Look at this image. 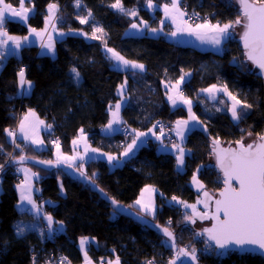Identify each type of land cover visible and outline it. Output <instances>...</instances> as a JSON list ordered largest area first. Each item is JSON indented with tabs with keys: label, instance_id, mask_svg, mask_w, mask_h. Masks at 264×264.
<instances>
[{
	"label": "trees",
	"instance_id": "obj_1",
	"mask_svg": "<svg viewBox=\"0 0 264 264\" xmlns=\"http://www.w3.org/2000/svg\"><path fill=\"white\" fill-rule=\"evenodd\" d=\"M6 2L20 6V0ZM115 2L80 0V6H77V0H27L26 5L34 10L28 23L6 21L4 29L10 35L24 37L30 28L43 29L49 4H57L60 10L56 27L65 36L56 42L55 57L40 56L37 46H29L22 50L19 58L10 56L7 59L0 75V161H4L13 149L16 158L25 155L57 160L55 138L61 141L60 154H71L72 142L81 131L89 134L94 146L101 147L100 130L109 123L110 108L118 102V90L126 81L128 103L122 116L133 133L159 123L172 130L178 120L187 117V112L183 108L171 109L162 84L177 82L192 73L183 91L196 102L194 109L205 129L194 130L188 137L185 148L190 150V155L185 172L176 170L173 153L160 152L159 144L153 141L143 146L130 161L114 169L105 161H89L79 168L109 196L133 209H136L134 203L142 190L147 186L155 187L158 209L151 218L170 228L176 234L177 244L173 246L154 232L117 215L80 181L72 180L60 171L45 172L36 168L43 175L37 182L41 190L37 201L57 223L64 224L65 229L50 236L45 233L44 225L36 222L33 230L24 227L23 235H17L18 224L21 221L33 223V219L18 213L15 185L19 182L4 173L0 197V264H33L42 256L58 254L64 255L72 264H81L84 261L82 239L94 241L85 251L96 263L104 258L110 261L119 257L122 264H148L149 261L168 264V258L173 259L174 247L188 246L191 251L203 242L196 239L195 229L179 226L193 213L176 202L199 203L201 194L191 187L195 172L200 169L199 178L206 190L218 192L223 187L214 168L211 139L234 144L249 133L255 137L264 133V80L246 61L237 37L226 43L222 54H215L181 46L163 36H128L132 25L141 21L150 28L157 27L160 14L152 16L147 9L149 0H121L126 10H136L137 16L133 20L111 7ZM151 3L162 5L167 0H151ZM78 7L88 11V15L90 13V22H80ZM181 7L188 16L210 17L212 23L225 24L242 16L237 0H181ZM95 23L101 26L102 32L92 33ZM93 35L97 38L93 39ZM108 48L130 62L142 64L144 71L116 68ZM21 69L27 71L28 81L34 84L33 93L28 97L18 93ZM72 69L79 73L78 78ZM213 85L226 86L242 103L238 123L221 109L223 102L211 104L199 95L201 90ZM244 104L251 107L246 108ZM28 109L36 110L48 122L55 121V135L46 133L51 146L49 151L36 153L19 138L13 148L8 132L17 128L16 114L21 112L23 115ZM118 140L119 134L112 142L113 153L122 149L117 146ZM202 224L200 222L199 226ZM16 244L21 245L20 255L8 262L11 248ZM197 256L199 264H264V259L257 255L230 254L216 258L198 251Z\"/></svg>",
	"mask_w": 264,
	"mask_h": 264
},
{
	"label": "crops",
	"instance_id": "obj_2",
	"mask_svg": "<svg viewBox=\"0 0 264 264\" xmlns=\"http://www.w3.org/2000/svg\"><path fill=\"white\" fill-rule=\"evenodd\" d=\"M26 2H27V0H25L24 6L28 9H30V11L27 13L28 18L26 21L21 20L19 17H12V16H9L7 20H12V21H16V22H19L22 24H27L30 17L34 13V10H33V8L28 7L26 5ZM170 3H171V0H167V3L162 4V5L151 3V7L148 4L147 9L152 14V16H155L157 13L160 14V16L158 18V26L154 27V28H150L147 23L141 21L140 23L136 24L137 25L136 28L131 27V29L128 31V36H142L144 34L149 35V33L152 29H157L158 31H155L154 36H151V35H149V36H151V37L163 36L168 41L179 44L181 46L196 48V49H199V50L204 51V52H212L215 54H222L224 51L226 43L231 38H234L235 34L238 32V28H237V30L235 29L236 27L231 28L229 30L227 37L222 39L221 43L219 45H214L211 42H201V40L197 39L196 35L189 34V32H187V31L178 32L175 36H173V35H171V33L176 31V25L173 23L171 15L166 16L165 10H164L165 5L166 4L170 5ZM55 5H56V8L52 10V13H53L52 20L47 22L43 29L36 30L37 32L41 33V36H37L35 33H31L29 31V34L24 36V37H28L27 40H24L23 39L24 37L17 36V37L21 38V46L19 49H16L13 47L12 41H8L6 48L0 49V52H3V56L0 57V75H1V72L3 70V67H4L7 59L10 56H15V57L19 58L21 56L22 50L25 47L37 46L39 48V55L40 56H50V57L56 56V42H57V40L62 39L65 36V33L56 27V19H57L60 7L57 4H55ZM13 8L20 10V6L19 7L13 6ZM178 8L181 12H184V10L181 7V0H178ZM49 14H50V10L48 7L47 8V18L49 16ZM47 18H46V20H47ZM182 19L186 20L185 15L182 17ZM198 24H200V23H198ZM215 24H217V23H215ZM189 25L194 28L196 24H190L189 23ZM220 25L222 26L223 24H220ZM238 27H240V26L238 25ZM241 29H242V27H241ZM4 31H6V30L4 29ZM241 32H242V30L239 32V34L236 37H239L241 35ZM10 36H14V35H10ZM49 36H51V38H52L51 41H49V39H48ZM49 43H51L53 46L51 50L45 46V45H48ZM128 69L144 71V69L141 70L139 68H133L131 63L128 66H125V68H124V70H128ZM21 70L24 71L26 83L21 85L20 77H19L20 72H19L18 73V93L21 97H28V96H31V94L33 93L34 84L32 82L28 81L27 71L25 69H21ZM191 77H192V73H187L183 77V80H181V79L179 80V85H178L179 90L183 93L184 98L191 102L190 105L184 103L181 99L178 98V93L176 90V85H177L178 81L174 82V83H165L164 82L162 84L164 94H165V99H166L167 103L169 104V106L171 107V109L176 110L179 108H183L187 112V117L185 119L178 120L181 123L178 125V123H177L178 121H177L175 126L172 129V133H173V136L175 139L174 145H169V144L164 143L163 139L161 138V135L159 134L157 126H152V127L148 128L147 130L138 131V132L145 133L146 135L137 137L138 132H135L134 138L126 145V147L122 148L117 153L118 158L114 159L113 160L114 162L113 161L109 162V160H108L109 155L116 158V155H114L115 153H113L111 151V150H113V143L112 142L114 141V139L119 134L121 121L123 120L122 112L128 103V96L126 95L127 90H128V82L126 81L123 84V86H124L123 87V94L122 95L119 94L118 102L113 104L110 108V121H111L112 120L111 111L115 110V105L117 103L121 104V108H120V112H119V122L113 123L111 129L108 128V124H109L108 123L107 126H105L104 128H102L100 130L101 147L94 146L90 142L88 134L85 133L84 131H81L77 135V137L74 139L75 141H77V143L73 144V142H72V153L71 154H60L61 152H59L58 150L56 151V153H58L60 159L66 161L68 163H71L75 166H77V165H83L84 166L89 161H105L109 165H111L112 163H115L113 167H119V166L124 165L126 162L130 161L132 158H134L143 146L147 145L150 141H153V142L159 144L158 150L160 152H162V153H173L175 155V157H176V170H177V165H178L177 157L178 156H176L175 152L179 151L180 149L185 148L188 137L192 131L197 130V129H200V130L205 129L204 122L200 119V117L198 116L197 112L194 109L196 102L194 100H192L191 98L187 97L186 93L183 91L185 85L190 81ZM28 82H30V85H31L30 87H29ZM211 88H212V86L208 87L206 89H211ZM224 88L225 87H223V86H216V88L211 92L205 91L206 89H203L200 91L199 95L204 100H206L207 102H209L211 104H218V103L223 102L221 105V109L225 110L229 114L231 120L234 123H238L240 119L234 120L232 118L231 109H232V106L234 104V101L227 94V93H231V92L228 89H227V92L223 91L222 89H224ZM169 96H172L176 100L175 104H173V102L171 100H169V98H168ZM241 105H242L241 102L239 105H237L238 113H239V110L241 109ZM189 107H191V113L189 112ZM30 112H34L35 116L30 115ZM26 116L28 117L27 120L24 119ZM21 121H24V124H25V130L23 132L20 129ZM41 121L43 123H41ZM185 121L187 122L186 124L183 123ZM12 132L14 133V135L9 136L11 139L14 136H16L17 138H19L24 143L25 146L30 147L36 153H43V152L49 151L51 149V146L46 139L47 122L45 119H43L40 116V114L36 110L28 109L23 114L22 118L20 119L16 130L12 131ZM178 132L180 133L179 135H178ZM134 139L136 140L135 146L132 148L131 152L128 153V155H124V152L127 150L128 146L130 144H132V141ZM34 140H35V143L33 142ZM53 148H55V146H53ZM93 149H96V151H93ZM64 157H72L73 159H64ZM81 157H82V159H81ZM185 169H186V167H185ZM19 171L23 176V180L15 185V191H16V194L18 197V202L16 204V208H17V211L19 214L28 215V216L32 217L33 223H31V222L27 223L26 221H21L18 225L25 227L26 230H28V229L33 230L34 229L33 225L36 222L41 223L42 225H44L45 233L50 235V236L52 234H54L55 232H63V230L65 229V225L62 223H57L53 218H52L51 223H49V221L45 217L50 216V215L47 214L46 211L42 207H40V205L37 201V196L41 192L40 188H38V186H37V182L43 176L42 173L40 171H38L36 168L31 167V166H20ZM199 173H200V169H198L195 172V174L193 176V177H195V180L192 178L191 187L197 193L202 195V193L205 191V186L199 178ZM3 180H4L3 174H0V197H1L2 192H3ZM18 186H20V187H18ZM147 188L148 187H145L142 190V192L140 193V196L138 197L137 200H141L142 203H145V204H150L151 208L153 210L151 212L142 211L140 209V205L136 204V202L134 203V207L137 210H139L141 213H143L144 215H147L149 217H155V215L157 213L158 205L156 202L157 197L154 198V196H155L154 192L155 191L157 192L158 190L155 187H152V188H155V189H153L155 191H153L151 189H149L148 191H145V189H147ZM22 190L25 191L26 194L30 191L31 200L34 202L35 207L33 206V203H29L27 199L21 200V191ZM142 193H143V196L141 195ZM176 202H178L180 204V206L183 208V203L181 201L176 200ZM83 240L85 241V243H84L83 248L81 247V249H82L84 261L81 264H110V262H111V264H117V261H118V264H122V262L118 259L110 260L108 262H103V263L94 262L89 257L87 252L85 251L86 246L93 243L94 241L91 239H83ZM80 246H81V243H80ZM180 249H182V248H178V247L173 248V260H175L176 264H199L198 263V256L196 254H195L196 260L193 261L190 258V256H184L180 252ZM188 252H191V251H188Z\"/></svg>",
	"mask_w": 264,
	"mask_h": 264
},
{
	"label": "snow or ice",
	"instance_id": "obj_3",
	"mask_svg": "<svg viewBox=\"0 0 264 264\" xmlns=\"http://www.w3.org/2000/svg\"><path fill=\"white\" fill-rule=\"evenodd\" d=\"M240 4V10L242 16H239L235 21L225 23L222 26L219 22L217 24H210L205 20L204 23L196 24L195 27H191L189 22L183 20L182 17L185 15L178 8V0H171L170 5H165V15H171L173 23L176 25V31L172 32L171 35L175 36L178 32H189V34L196 35L197 39L201 42H211L214 45H219L221 40L226 38L229 30L235 25H242L243 35L242 40L244 43V48L246 50V56L253 64H255L261 72H264V0H238ZM80 0H77V6H79ZM25 0H20V10L13 8L10 3L6 0H0V49L6 48L8 41L13 42V47L19 49L21 46V38L17 36H10L6 31H4V25L9 16L19 17L21 20H27V13L30 9L24 6ZM149 6L151 7V0H149ZM113 8L119 9L124 12L125 15H133L136 13L134 10H126L122 4L121 0H116L114 4L111 5ZM56 8L55 4H49L50 14L46 20V23L52 20L53 13L52 10ZM90 15V13H89ZM81 23H86L85 19H81ZM163 23V22H162ZM133 28L137 25L133 24ZM31 33H35L37 36H41V33L37 32L36 29L30 28ZM95 32H102L100 28H96ZM153 32L158 31L157 29H152ZM93 39L97 37L92 36ZM27 40L28 37H24ZM49 41H51V36H49ZM50 50L52 49V44L49 43L45 45ZM107 51L111 53V58L124 66H128L130 63L133 68L144 69L142 64H136L126 60L118 52L113 49L108 48ZM3 56V52H0V57ZM76 74L77 78L79 73L76 69H72ZM21 85L26 83L24 71L21 70L19 73ZM183 80V77H181ZM29 83V87L30 82ZM179 81L176 85V90L178 93V98L181 99L186 104H191V102L184 98L183 93L179 90ZM123 85L118 90L119 94H123ZM216 88L215 85L211 89H206L205 91H213ZM223 91L227 92L225 86ZM231 99L234 101L232 106V118L234 120L240 119V113L237 111V105L240 101L237 100L235 96L231 93H227ZM169 100L176 103V100L172 97H168ZM244 107H251L248 104H244ZM121 104L117 103L115 105V110L111 111L112 120L108 124V128H112L113 123L119 122V112ZM189 112L191 113V107H189ZM30 115L35 116L34 112H30ZM25 120L28 119L26 116ZM41 123H43L41 121ZM178 125L181 122H177ZM183 123H187L186 121ZM20 129L23 132L25 130L24 121H21ZM180 133L178 132V135ZM251 135V133H249ZM9 136H13L14 133L9 131ZM146 135L145 133L138 132L137 137ZM258 143H249L244 145L241 141H237L239 145L237 149H219L216 152L217 164L221 171L224 173V184L225 188L220 192V198L215 201V212L212 215V219L216 221L212 228H207L204 231L208 235L210 241H214L217 248L225 249L229 245H237L243 247L244 245H255L260 249H264V135L259 137ZM35 143V140L33 141ZM77 141H73L76 144ZM218 144V142H216ZM136 140L132 141L124 152V155H128L132 148L135 146ZM175 147V146H174ZM96 151V149H93ZM183 149L179 150V155L177 157L180 163H183ZM24 157H20L22 162ZM64 159H73L72 157H64ZM82 159V157H81ZM116 159L115 157L109 155V162ZM50 163V162H49ZM70 167L72 165H69ZM78 168H82L83 165H78ZM82 176L86 174L81 172ZM95 175V174H93ZM195 180V177H193ZM232 181H235L238 187H234ZM94 183V181H93ZM20 187V186H18ZM149 189H145L148 191ZM102 191V190H101ZM143 196V193L141 194ZM205 197H208V193H204ZM27 199L29 203L34 202L31 200L30 191L26 194L25 191H21V200ZM175 200L176 198L173 197ZM210 199V197H209ZM113 205L116 206L117 211L119 210V203L116 200L112 201ZM136 204L140 205V209L145 212H151L153 209L150 204L142 203L141 200H137ZM187 207H192L195 211L194 205H186ZM131 207V206H130ZM205 207H208V202L205 201ZM221 214L223 219H221ZM49 223L52 221L51 216L45 217ZM201 219L207 218V214L200 216ZM164 234L169 238H172V233L167 229H163ZM24 227L17 226V235H23ZM85 241L81 240V247L83 248ZM173 246L174 243H173ZM207 247V245H206ZM195 249L193 248L191 252H187L184 249H180V252L184 256H190V258L195 261ZM111 264V262H110ZM118 264V261H117ZM151 264V261L148 262ZM170 264H176L175 260L171 261Z\"/></svg>",
	"mask_w": 264,
	"mask_h": 264
},
{
	"label": "water",
	"instance_id": "obj_4",
	"mask_svg": "<svg viewBox=\"0 0 264 264\" xmlns=\"http://www.w3.org/2000/svg\"><path fill=\"white\" fill-rule=\"evenodd\" d=\"M237 3H238L239 12L241 13L240 4H239L238 0H237ZM241 15H242V13H241ZM239 26L242 27V25H239ZM242 35H243V27H242L241 35L239 37H237V40L240 43V46L242 47L244 53H246V50L244 48V43H243V40L241 38ZM245 57H246V61L252 66L253 72H255L258 77H260L261 79L264 80V72H261V70L255 64H253L250 60H248L246 54H245ZM263 135H264V133H263ZM259 137L257 138V141H254L253 138H251L249 143L260 142ZM216 142H218V144ZM243 144L247 145L245 143H243ZM210 147H211L212 158L214 160V168H215L216 172L220 175L221 179L223 180V187L221 190H219L217 192V194L215 196L210 197V199H209V197L205 198L206 201L208 202L207 218L201 219L200 218L201 215L194 214L192 216V218H190L188 221H186L183 224V227L195 229L196 239L211 243L222 256H227L230 254H238L241 256H243V255H251V256L257 255V256H260L264 259V249H260L255 245H244L243 247H239L237 245H229L225 249L217 248L215 245V242L210 241L208 239L207 233L204 231L207 228H212L213 225L216 223V221H214L211 218L215 212V201L220 198L219 194L225 188V184H224L225 177H224V173L221 171V169L219 168V166L217 164L216 152L219 149H237L238 150L239 145L237 143L226 144V142H223L219 139L213 138L210 141ZM21 157H24L23 161L21 162L20 157H18L16 159H14V161H13L14 165L19 166V167L20 166H31V167L40 169L41 171H45V172L60 171L63 174H66L72 180L80 181L83 185L88 186L93 193H96L100 197L101 200H103L108 205H110L112 210L117 215L132 220L133 222L141 225L142 227H144V228L154 232L158 236L164 238L166 241H168L172 245H173V243H174V245L177 244L176 234L170 228L165 227V226L161 225L160 223L155 222L151 217L144 215L143 213L139 212L138 210L133 209L129 206H126V205L118 202L116 199L109 196L96 182L93 183L94 180L92 178H90L88 175L82 176L81 172H84V171L77 168L75 165L68 163V162H66L60 158H58L57 160L48 161V160H43V159L38 158V157H30V156H25V155H23ZM69 165H72V166L70 167ZM232 184L234 187H238V185L236 184L235 181H232ZM113 200H116L119 203L120 207H119L118 211L116 209V206H114L112 203ZM221 219H223L222 214H221ZM200 222L203 223L201 227L199 226ZM164 228H167L173 234L172 238H169L168 236H166L164 234V231H163Z\"/></svg>",
	"mask_w": 264,
	"mask_h": 264
},
{
	"label": "built area",
	"instance_id": "obj_5",
	"mask_svg": "<svg viewBox=\"0 0 264 264\" xmlns=\"http://www.w3.org/2000/svg\"><path fill=\"white\" fill-rule=\"evenodd\" d=\"M188 19H189L188 20L189 22H198V21H204L205 22V20H207V22H209V23L211 22L210 17L198 18L197 16L196 17L188 16ZM16 116L20 121V119L22 118L23 115L21 112H19L18 114H16ZM46 122H47V133L50 136H54L55 131H56L55 121L52 120L51 122H48V121H46ZM157 129H158L160 135L163 134L165 136L164 139L166 140V143H168L170 145H174V143H175L174 136L166 124H164V123L157 124ZM88 136H89V134H88ZM133 138H134V133H133L132 129L126 124L125 120H122L120 129H119V140L117 141V146L119 148H124ZM16 142H17V137L14 136L12 138V144L14 146L13 148H15ZM90 142L93 143V140L90 139ZM55 144H56L57 150L59 152H62L61 141L57 137L55 138ZM14 159H16V157H15V150L13 149L4 161H2V162L0 161V174L9 173L10 175L17 178L18 182H21L23 180V176L19 171V166L14 165V163H13ZM186 221H184V223ZM184 223L180 224L179 226L183 227ZM162 243L166 244L165 241H162ZM206 245H207V247H206ZM86 249L89 250V248H86ZM41 250H44V248H42ZM186 250H188V249H186ZM198 251H201L205 254H212L216 258H224V257L228 256V255L222 256L211 243L206 242V241H203L201 246L196 249V253ZM116 259L120 260L119 257H117ZM106 261H108V258L102 259L100 263H103ZM171 261H173V259L168 258V260H167L168 264H170ZM33 264H72V263L64 255L58 254L57 256H55V255H49L48 257L42 256L40 261L37 260ZM151 264H155L154 261H151Z\"/></svg>",
	"mask_w": 264,
	"mask_h": 264
},
{
	"label": "rangeland",
	"instance_id": "obj_6",
	"mask_svg": "<svg viewBox=\"0 0 264 264\" xmlns=\"http://www.w3.org/2000/svg\"><path fill=\"white\" fill-rule=\"evenodd\" d=\"M79 6H80V4H79ZM114 9H116V10H118V11H120L119 9H117V8H114ZM132 10H134V9H132ZM131 11V10H130ZM135 11V13H136V10H134ZM121 12V11H120ZM122 14H124V12H121ZM185 13V12H184ZM125 15V14H124ZM126 16H128L129 18H131V19H135L136 18V16H137V14L135 15V16H133V15H126ZM185 17H186V20L188 21L189 19H188V15L185 13ZM194 17H196V16H194ZM85 19L86 20V23L87 22H90L91 21V17H89V15H88V11H86V10H84V8L83 9H81V7L79 8L78 7V19L81 21V19ZM189 22V21H188ZM190 24H198V23H204V21H198V22H189ZM210 24H215V23H211L210 22ZM234 27H236L235 29L237 30V28H238V32L235 34V36H234V38H236V36L239 34V32L242 30L241 29V27H238L237 25H235ZM96 28H100V29H102L101 28V26L98 24V23H95L94 25H93V31H92V33H99V32H95L94 30L96 29ZM154 34H155V32H153L152 30L150 31V33H149V35H151V36H154ZM115 51V50H114ZM116 52V51H115ZM109 53V52H108ZM109 56H110V58H111V53H109ZM112 59V58H111ZM113 61H114V64H115V67L116 68H118V69H120V70H124V68H125V66L122 64V63H119V62H117L116 60H114V59H112ZM241 107H242V105H241ZM240 111V110H239ZM241 119V118H240ZM171 132H172V130H170ZM173 134V133H172ZM161 138L164 140V142L166 143V140L164 139L165 138V136L162 134L161 135ZM251 138H253V140L254 141H257V138L258 137H255L254 135H250V134H248L243 140H241V142H243V143H245V144H248L249 143V141L251 140ZM167 144V143H166ZM62 153V152H61ZM183 163H180L179 161H178V165H177V171H179V172H181V173H183V172H185V167H186V164H187V157L190 155V150H188L187 148H184L183 149ZM175 154H176V156H178L179 155V151H176L175 152ZM114 155H116V159L118 158V154L117 153H115ZM59 158V157H58ZM114 162V161H113ZM114 164L115 163H112L110 166H111V168L112 169H114V168H116V167H113L114 166ZM148 188L147 189H151V190H153V189H155V188H152V186H147ZM150 187V188H149ZM153 191H155V190H153ZM205 192H207L208 193V197H212V196H215L216 194H217V192H211V191H209V190H206L205 189V191L202 193V195H201V198H200V201H199V203L197 204V205H194L195 206V211H193V208L192 207H187L186 205H189V206H191L190 204H187V203H184L183 204V208L186 210V211H191L193 214H192V216L194 215V214H196V215H203V214H207L208 213V211H207V207H205V201H206V199L205 198H207V197H205V195H204V193ZM155 193V196H154V198L155 197H157L158 196V191L156 192H154ZM157 202V201H156ZM192 216H189V215H187V219L189 220L190 218H192ZM186 219V220H187ZM185 220V221H186ZM187 220V221H188ZM182 249H184L185 251H189V248H188V246H186V247H183ZM186 249H188V250H186ZM196 250V249H195ZM20 252H21V245L19 246L18 244H16V245H14L13 246V248H11V252H10V254H9V256H8V262H10V261H14L15 259H17L18 258V256L20 255ZM195 254L197 255V253H196V251H195Z\"/></svg>",
	"mask_w": 264,
	"mask_h": 264
}]
</instances>
